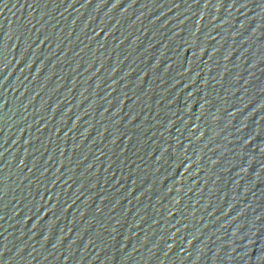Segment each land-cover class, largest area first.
I'll return each mask as SVG.
<instances>
[{
  "label": "water",
  "instance_id": "obj_1",
  "mask_svg": "<svg viewBox=\"0 0 264 264\" xmlns=\"http://www.w3.org/2000/svg\"><path fill=\"white\" fill-rule=\"evenodd\" d=\"M0 264H264V0H0Z\"/></svg>",
  "mask_w": 264,
  "mask_h": 264
}]
</instances>
